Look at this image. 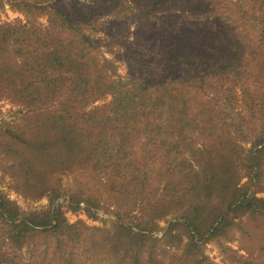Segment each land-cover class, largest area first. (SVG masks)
<instances>
[{
	"label": "rangeland",
	"instance_id": "1",
	"mask_svg": "<svg viewBox=\"0 0 264 264\" xmlns=\"http://www.w3.org/2000/svg\"><path fill=\"white\" fill-rule=\"evenodd\" d=\"M166 1L0 0V32L10 28L0 50V64L9 70L0 78V202L17 215L10 225L49 222L29 229L16 243L10 239L15 229L0 220V264H264V211L237 208L257 198L264 209V143L253 148L264 120L238 116L245 115L243 90L264 93V0ZM52 13H68L71 20L82 23L98 58L108 61L103 68L113 79L132 76L135 48H143L149 35L164 34L165 43L172 44L184 31L199 38L207 26L226 40L242 37L246 50L241 49L245 50L241 70L248 65L247 73L236 75L228 63L216 68V37L202 41L191 69L199 67L207 75L204 87L202 83L193 87L202 100L192 110L196 114L207 101L212 121L191 124L170 151L160 139L148 140L147 133L128 144L125 150L133 158L149 164L139 183L131 182L129 173L119 176L103 164L96 169L84 159L73 167L50 169L43 149L30 145L39 105L19 99L16 85L8 80L18 71L26 78L36 57L52 50L47 33ZM68 39H73L71 34ZM33 78L41 84L34 75L24 84ZM111 100L110 95L94 96L77 113ZM51 106L58 107L55 102ZM219 110L228 119H214ZM157 125L161 137L176 140L177 132L168 135L171 123L163 119ZM18 131L25 143L21 147L11 140ZM38 152L42 163L28 162L26 157ZM213 170L218 184L207 189L210 184H203V177ZM234 188L240 189V196L229 205ZM195 206L203 210V217L195 219L199 230L189 226Z\"/></svg>",
	"mask_w": 264,
	"mask_h": 264
},
{
	"label": "trees",
	"instance_id": "2",
	"mask_svg": "<svg viewBox=\"0 0 264 264\" xmlns=\"http://www.w3.org/2000/svg\"><path fill=\"white\" fill-rule=\"evenodd\" d=\"M132 1L137 3L140 0ZM157 3L168 2L158 0ZM148 6L149 4L146 8ZM52 15L54 17L49 22L47 33L53 48L36 57L30 65V74L26 76L28 79L33 75L38 77L41 84L38 85L34 78L30 84L28 82L24 84L26 78L24 72L20 71L10 73L13 78L8 80L16 85L14 91L19 99L27 104L39 105L34 130L32 129L30 136L33 141L30 145L43 149L50 169H56L58 166L73 167L75 162L79 163V160L84 159L86 164L93 163L96 169L103 164L109 171L119 176L129 173L131 182L139 183L142 179L141 171L146 172L149 164L133 158L132 152L129 149L125 150L128 144L147 133L148 140L156 141L153 139L158 138L159 142L170 148L168 150L170 151L174 146V149L177 147L178 141L185 138L186 128L191 124L202 119L206 122L212 121L210 118L212 107L211 104L206 103L207 101L200 105L202 108L198 109L196 114L192 110L194 105L197 106V101L202 100L198 92H193V87L199 83L204 87L207 75L206 71L201 68L199 70V67L191 69L194 67L192 62L197 61L193 60V54L202 45V41H207L211 36L216 37L219 49L216 68L228 63L235 69L236 75L247 73L248 65L245 66L246 71L241 70L246 50L242 37L226 40L220 31L207 26V29L201 30L198 34L199 38L196 39L194 32L184 31L181 39H176L178 37L174 36L178 35H174L173 38L178 42L172 44L165 43L164 34L149 35L148 38L151 40H148L143 48H140L141 45L135 48L137 56L130 63L132 76L127 80L113 79L112 75L107 74L103 68L108 61L104 58L102 62L98 58V51L94 49L91 36L86 34L82 23L71 20L68 13H52ZM150 27L152 28L151 25ZM9 30L10 28L7 27L4 34L0 32V50L1 45L7 44L5 39ZM70 34L73 39H68ZM36 42H40L39 37L36 38ZM242 48L245 50L241 52ZM207 56L208 54L205 57L201 56L199 62H203ZM182 65L185 67L182 68ZM194 71L199 74L191 79L189 73ZM8 72L3 70L0 64V78ZM17 76L20 78L17 79ZM30 87L34 88L29 91ZM243 93H246L244 94L246 109L243 110L245 115L242 112L238 114L239 118H244L247 114L250 118L259 116L264 120V93L260 96L258 92L251 93L250 90H243ZM101 94L110 95L111 102L96 106L88 113L84 109L82 113H77L78 107H85L90 104L92 97ZM53 102L57 103L58 107L50 109ZM257 111L262 113L258 115ZM215 118L221 121L228 119L222 110L215 114ZM163 119L171 123V132H168V135L177 132L176 140L168 141V137H161L157 124ZM237 127L240 128V125ZM118 134L121 135V140L116 139ZM13 135L15 136L11 139L13 143L20 147V144L25 145L20 131ZM255 139L257 141L253 148H258L264 143V129ZM170 143L172 146H169ZM8 145L10 147L12 143ZM116 147V153L119 149L118 154H114ZM18 152L24 153L21 149ZM40 154L41 152H38L26 158L28 162L33 164L37 162L40 165L42 163L39 159ZM119 154L123 156L119 157ZM179 165L183 163L178 164L176 168L180 167ZM213 172L214 170L204 174L203 184H210L207 189L213 184H218L219 177ZM142 175L144 177L143 173ZM197 183L201 184L200 180ZM231 191L229 205L238 202L240 196V189L234 188ZM258 203L260 200L253 198L241 202L237 208L253 212L264 211L263 208H259ZM192 215L189 226L198 229L199 224L195 223V219L203 217L201 206H195ZM0 220L6 226L17 220V215L5 207L3 200L0 202ZM48 225L49 222L45 219L32 220L30 224L13 223L10 226L15 232L10 231V239L17 243L19 236L26 234L29 229Z\"/></svg>",
	"mask_w": 264,
	"mask_h": 264
}]
</instances>
